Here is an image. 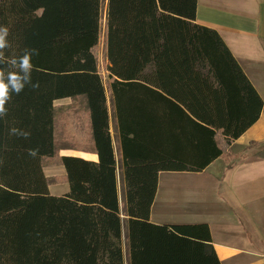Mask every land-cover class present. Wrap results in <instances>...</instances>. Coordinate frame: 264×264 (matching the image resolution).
<instances>
[{"label":"trees","instance_id":"obj_1","mask_svg":"<svg viewBox=\"0 0 264 264\" xmlns=\"http://www.w3.org/2000/svg\"><path fill=\"white\" fill-rule=\"evenodd\" d=\"M104 1L0 0L6 54L38 49L40 85L13 93L0 118V264H125L124 248L128 264H221L208 225L151 222L159 174L224 157L263 100L220 34L196 22L198 0H108L103 17ZM103 18L108 85L95 55ZM69 149L98 161L60 155ZM57 158L62 196L44 172Z\"/></svg>","mask_w":264,"mask_h":264},{"label":"crops","instance_id":"obj_2","mask_svg":"<svg viewBox=\"0 0 264 264\" xmlns=\"http://www.w3.org/2000/svg\"><path fill=\"white\" fill-rule=\"evenodd\" d=\"M196 22L220 34L264 104V0H198ZM256 115L258 102L254 108L251 99L244 119ZM118 184L122 191L121 174ZM57 188L50 185V194L70 190L67 184ZM123 198L120 192L121 209ZM150 220L206 224L221 264H264V106L226 155L202 172H161ZM124 229L126 234V221Z\"/></svg>","mask_w":264,"mask_h":264},{"label":"clouds","instance_id":"obj_3","mask_svg":"<svg viewBox=\"0 0 264 264\" xmlns=\"http://www.w3.org/2000/svg\"><path fill=\"white\" fill-rule=\"evenodd\" d=\"M9 35V27L0 25V118L7 115L6 104L11 100L13 93L19 95L26 86L32 89L40 87L39 82L32 81V58L39 55V50L25 48L20 54L15 51L6 54V50L12 48ZM10 134L25 139L31 135L30 132L15 127L10 129ZM28 154L35 158L39 154V149H28Z\"/></svg>","mask_w":264,"mask_h":264},{"label":"rangeland","instance_id":"obj_4","mask_svg":"<svg viewBox=\"0 0 264 264\" xmlns=\"http://www.w3.org/2000/svg\"><path fill=\"white\" fill-rule=\"evenodd\" d=\"M107 6H108V0H105L103 3V17L106 15L107 11ZM95 55L98 60L99 64V71L100 74L102 75L106 85H108V73H107V60L105 56V19L103 18V23H102V36H101V41L97 49L95 50ZM79 104L84 105V101L80 99L78 101ZM72 104V101L70 99H64L61 101H57L55 105L60 106V107H67ZM109 107H110V114H111V129H112V134L114 137V141H117V135H116V125H115V119L113 115V107H112V101L109 96ZM78 154L82 155L84 153H77L73 150H63V152L60 153V155H65V156H76L80 157ZM89 156H86V159H94V157L90 154H86ZM45 175L49 179L50 183L54 186H57L59 191H62L64 188V185L66 183L62 182L63 178L65 177V168L62 166L61 161L59 158L49 161L46 163V167L44 169ZM67 185H69L67 183ZM122 192L123 194V185H122ZM124 209L122 208V211ZM124 256H125V264H128V255L126 248H124Z\"/></svg>","mask_w":264,"mask_h":264}]
</instances>
